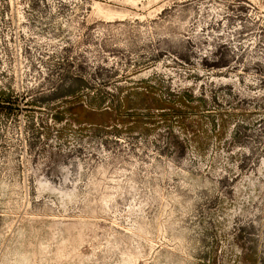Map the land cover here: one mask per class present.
Listing matches in <instances>:
<instances>
[{
	"label": "rangeland",
	"instance_id": "obj_1",
	"mask_svg": "<svg viewBox=\"0 0 264 264\" xmlns=\"http://www.w3.org/2000/svg\"><path fill=\"white\" fill-rule=\"evenodd\" d=\"M0 264H264V0H0Z\"/></svg>",
	"mask_w": 264,
	"mask_h": 264
}]
</instances>
